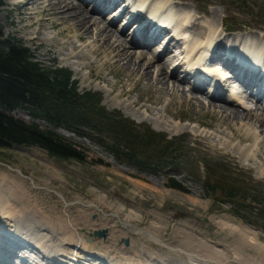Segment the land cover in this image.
Returning <instances> with one entry per match:
<instances>
[{
  "label": "rangeland",
  "instance_id": "rangeland-1",
  "mask_svg": "<svg viewBox=\"0 0 264 264\" xmlns=\"http://www.w3.org/2000/svg\"><path fill=\"white\" fill-rule=\"evenodd\" d=\"M23 3V0H3L0 11L3 38L21 40L36 60L44 65L52 66L55 62V66L68 68L72 78L77 81L78 89L99 92L102 96L101 104L108 111H119L136 125L164 133L168 139L178 137L179 142L175 147L180 152L176 166L165 165L157 172H144L124 160H118L110 138L99 137V141L71 131L67 133L64 132L66 129L59 128L57 131L62 136L84 150L87 160L80 163L59 159L37 146L0 149V201L9 206L6 208L1 203L4 210L0 207V213L3 212L6 216L10 210L9 216L15 219L24 217L23 213L29 212L38 215L37 220L45 219L56 225H69L73 222L83 234L87 246L85 251L88 255L83 256L88 261L80 259L84 264H146L145 257L148 255L143 257V254L134 252V248L132 251H125L127 254L113 250L119 245L128 250L132 247L130 241L147 246L153 255L171 258L174 264H181L179 261L186 257L181 250L172 246L186 237L206 241L211 246L234 245L239 240V231L253 230L264 243V217L261 213L250 212L247 202H236L234 205L229 200L213 195L210 188L203 185L204 173L200 163L203 159L210 166L223 163L219 165V169L241 168L245 180H249L257 192H264V140L260 136L261 144L254 143L255 138L251 135L254 120L248 118L233 122L228 117H220L219 112L216 113L206 104L209 100L216 103V106L227 105L244 112L251 107L254 109L255 102L244 100L246 103L242 107L241 104L240 107H235L225 101L209 99L202 92L195 93L200 96L195 95L202 104L190 102L193 95L187 91V82L182 83L186 98L178 93L181 92V87L177 92L164 91L166 88L154 80L157 74L155 66L151 68L148 80L140 79L137 74L131 75V71L115 64L110 56L101 54L102 49L96 50L99 45L95 44L93 47L91 39L78 38L80 33L71 27V22L55 27L54 24L56 21L60 22L59 19L52 18L54 26L50 25L47 12L43 11L41 4L35 5V12H32L31 5H20ZM174 4L177 10L178 7H185V4L195 9L192 19L194 26L190 30L194 37L205 33L204 19L215 22L222 19L221 25L225 27V32L248 31L250 34L257 32L264 36V0H177ZM20 9L28 14L20 16L23 21L18 17ZM116 13L117 10L106 11L103 19L111 21L109 26L122 36L119 38L131 37L134 25L130 23L122 31L127 25L125 15L116 19ZM29 22L34 23L29 26ZM183 40L184 38L176 36L170 43L172 47L167 53L168 56L160 59L167 60L168 71L172 66L174 68L173 62L178 53L183 51ZM163 42L162 39L160 44ZM162 47L163 45H159V48ZM157 48L154 45L150 49ZM156 62L159 63V60ZM202 68L205 69V66ZM184 69L187 71L182 65L176 77H170V85L177 77L186 74ZM239 86L237 82L228 79L225 83L227 96H222L230 97L231 89H235L240 97L245 98V93ZM260 104L261 101L256 103L258 106ZM10 114L23 120L28 116L23 109H17ZM253 114L256 115L254 117H259L262 109L259 108ZM26 121L31 122L32 119L29 117ZM36 123L41 127H48L40 120ZM247 135H251L249 141L242 140ZM93 137L98 138L94 134ZM230 176L231 181L239 180V176L229 173L228 177ZM169 177L179 180L184 190L169 187ZM3 198L6 199L5 202ZM86 205H92L93 209L88 217L82 211ZM101 216L107 217L114 229L121 232L126 231L123 223L130 218L131 223L138 229L159 235L164 243H151L138 235L127 233L116 245L103 247V241H107L109 234L105 228H97L95 225L98 219H103ZM222 219L225 222L228 220L227 225L237 230L231 232L229 227L219 225ZM10 222L7 220L3 225L10 224L14 227ZM92 225L96 226L92 227L94 230L84 229ZM154 228L155 232L152 231ZM102 230L105 231V236H97L96 232ZM125 239L128 240V245H125ZM246 250L244 253L248 256L257 257L253 249ZM69 252V249L64 248V254ZM97 255H101L103 261ZM138 259L141 263L136 261ZM187 263L200 264L188 259Z\"/></svg>",
  "mask_w": 264,
  "mask_h": 264
},
{
  "label": "bare ground",
  "instance_id": "bare-ground-1",
  "mask_svg": "<svg viewBox=\"0 0 264 264\" xmlns=\"http://www.w3.org/2000/svg\"><path fill=\"white\" fill-rule=\"evenodd\" d=\"M38 1H40V3ZM23 2L24 3L20 5H31L32 12H35L34 10L37 7L35 5L41 4L43 11L47 12V20L50 21V25L54 24L52 18L55 17L60 21H56L57 23L54 24L55 27L58 24L61 25L71 22V27L80 33L78 38L83 39L85 37L87 40L91 39L93 47L95 44L99 45V48L96 50L102 49L103 52L101 54H104L105 57L110 56L112 61H115V64H120V66L126 68L127 71H131V75L137 74L140 79L144 78L146 80L149 74L151 75V68L155 66L157 74L154 80H156L158 85L166 88L164 91L170 90L168 92H177V89L181 87V92L178 91V93H180L182 98H186V90L182 83L188 82L187 86L189 87L187 91H189V94L193 95L190 97V102L194 101L200 103L199 98H197L200 96L195 94L199 92L204 93L209 99L225 101L232 106H235L236 103L243 105L246 103L244 100H253V98H248V94L245 98L240 97L241 95H239L235 89H231V96H233L231 99L225 98L222 100L220 94L213 93L214 81L210 84L209 90L204 92V89H202L200 85H195L187 81L189 77L186 75L177 77L172 81L171 85L169 84L170 77H174V75L176 77V73L182 65L191 70L200 67L204 60L207 62L209 61V63L213 62V64L217 62L216 64H218L216 70L205 65L206 74H210L211 71L214 70L222 77L231 79L236 78L244 87V93H247L246 88L249 87L253 90V97L260 94L259 89L262 87L264 76H262L259 71H251L250 67L257 65L254 68L260 66L264 70V36L257 34V32L250 34L248 31L232 34L223 33V31H220V29L224 30L221 25L222 19H219L218 22L204 19V27H206L205 33L202 36L199 34L194 37L190 30L194 26V20L192 19L196 11L191 5L185 4V7H178L179 10H177L175 9L176 4H174L175 2L177 3V0H91L92 3L96 4L90 9L82 0H23ZM107 2L112 4L119 3L117 4L118 8H120L119 6H121V3L125 5L122 6L120 14L116 13L118 15L116 19L131 12L130 14L132 17L129 18L128 24L124 26L122 30L124 31L125 28L133 22L134 24H132L136 29L131 32V37L119 38L122 36L117 34L115 30L109 26L111 21L108 19V21H105V19H103L105 17L103 15V9ZM95 7H97V9H95ZM22 8L23 7H21V9ZM21 9L18 12V17L23 21L20 16L27 13ZM116 9H112L113 11L111 10V12H114ZM33 23L34 22H29L28 25L32 26ZM162 25H166V27H162ZM151 26H153L154 29L148 35ZM165 31H167V34L163 37L162 35H164ZM172 36L184 38V50L181 52L178 51L179 53L175 62H173L174 68L172 66L171 70H173L171 72V70L168 71L167 69V60L163 59V61H160V59L167 57V53L171 51L172 46H170V43L175 40V37ZM163 38L167 39V42L165 43L164 41L160 44ZM34 39H36V37ZM150 39L151 41H149ZM149 43H151V47L148 45ZM175 43L178 42L175 41ZM154 45L158 46V48L151 50L150 48L154 47ZM159 45H164L161 51H159L161 49ZM145 55H147L146 59ZM235 58L244 62L245 66L240 67L237 65L235 63ZM157 60H159V63L156 62ZM224 66L232 68L231 70L233 73L230 77ZM192 71L193 70H191V72ZM258 101L259 98H256L254 101V109L249 108L244 112L235 110L233 107L231 108L227 105L218 104V106H216V103L209 100L206 104L208 108H213L216 113L219 112L221 114H219L220 117H228L229 120L233 122L252 118L254 120H252L254 122V128L251 135L255 138L254 143L260 145L262 141L260 139L263 138L264 140V106L262 104H260V106L256 105ZM259 108L262 109V114L260 116L257 115L259 117H254L256 115H254L253 112H256ZM64 132L69 133L66 130H64ZM251 135L250 137L247 135L248 137H244L242 140L249 141L248 139L251 138ZM260 136L261 138H259ZM3 200L5 202L6 199L3 198ZM0 204L4 205L6 208L9 207L8 204L3 203V201H0ZM91 206L92 205L83 206L85 208L82 211H84L85 216L93 212ZM2 210H4V208ZM8 211L10 213L6 216H4L3 212L0 213V246H10L4 238L17 246L20 249V254L19 256L16 255V258L19 257L20 262H23V264H31V262L35 264H84L80 262V259L87 260L83 256L88 255L85 251L87 246L84 242L83 234L76 228V224L74 225L73 222L69 223V225L63 223H58L57 225L50 224V221L45 219L39 218L41 220H37L38 215L29 212L23 213L24 217H15L14 219L9 216L11 215V211ZM101 217L103 219H98L94 222L95 225L98 226L97 228H105L109 234L107 241H103V247H106V245L107 247L116 245L119 239H124L125 236L128 235L127 233L138 235L143 240L151 243H164L159 235L149 233L140 228L138 229L136 225L131 223L130 218H128V221L125 220L127 223H123V226L126 227V231L121 232L114 229V226L110 224L111 222L107 217ZM7 220L11 221L10 223H12L14 227L10 224L3 225ZM102 220H104V222H99ZM227 221L225 222L222 219L219 221V225L225 228L226 226L229 227L231 232L236 231L237 229L235 227L227 225ZM71 225L72 227H70ZM95 225L90 227H96ZM90 227H84V229L87 231L94 230V228L91 229ZM154 230L156 229L154 228L152 231ZM239 232L241 233H239V240L234 245L213 244L211 246L206 241L186 237L182 238L178 244L172 246V248L181 250V252L184 253L186 258L179 261L181 264H188L187 259L194 260L200 264H264V243L260 241V237L257 235L256 231L249 230L245 232L242 231L243 233L241 231ZM130 243L132 247L128 250H124L120 245L113 250L127 254L125 251H132L134 248V252L143 254V257L146 256V254L148 255L145 257L146 264H174L173 261L170 260L171 258H162L157 254L153 255L150 250H148L147 246L141 243H137L136 241H130ZM64 248L69 249L70 252L64 254ZM248 248L256 251L257 257L248 256L247 253H244ZM132 255L134 256V254ZM97 258L103 261L101 255H97ZM131 259L135 261L134 258ZM136 261L140 262L139 259Z\"/></svg>",
  "mask_w": 264,
  "mask_h": 264
},
{
  "label": "trees",
  "instance_id": "trees-1",
  "mask_svg": "<svg viewBox=\"0 0 264 264\" xmlns=\"http://www.w3.org/2000/svg\"><path fill=\"white\" fill-rule=\"evenodd\" d=\"M2 5L0 0V11ZM54 64L48 66L36 60L21 40L3 38L0 24V149L37 146L50 156L84 163V150L57 131L63 128L89 139L110 138L116 158L144 172L178 164L176 137L167 139L163 133L136 125L119 111H108L101 104L99 92L79 90L71 71ZM17 109H23L32 119L42 120L48 127L10 114ZM201 162L203 185L213 195L233 204L247 202L250 212L264 217V192H257L245 180L241 168L219 169L221 162L211 166L205 160ZM229 173L239 176V180H229ZM168 186L184 190L180 181L171 177Z\"/></svg>",
  "mask_w": 264,
  "mask_h": 264
},
{
  "label": "water",
  "instance_id": "water-1",
  "mask_svg": "<svg viewBox=\"0 0 264 264\" xmlns=\"http://www.w3.org/2000/svg\"><path fill=\"white\" fill-rule=\"evenodd\" d=\"M18 171H19V170H18ZM96 235H97V236L104 237V236H105V231H104V230H102V231H97V232H96ZM124 243H125V245H128V240L125 239V240H124Z\"/></svg>",
  "mask_w": 264,
  "mask_h": 264
}]
</instances>
